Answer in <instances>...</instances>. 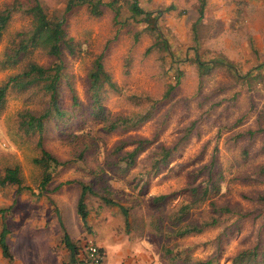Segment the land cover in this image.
Segmentation results:
<instances>
[{"label": "rangeland", "instance_id": "374dc122", "mask_svg": "<svg viewBox=\"0 0 264 264\" xmlns=\"http://www.w3.org/2000/svg\"><path fill=\"white\" fill-rule=\"evenodd\" d=\"M14 1L0 0V8ZM32 1L16 2L26 6ZM38 1L51 19L64 20L67 34L78 44L74 53L62 51L76 103L63 80L64 116L50 117L41 134L27 132L20 126L22 116L41 114L48 94L41 84L23 90L8 87L0 110V177L7 167L18 166L23 186L18 190L10 182L0 185V220H5L0 227L10 231V264H58L55 257L60 252L55 246L49 252L40 238L45 218L47 223L56 219L63 236L71 229L75 243L91 239L101 246L103 264H196L208 259L211 264H231L238 251L264 237V204L255 199L264 193L263 178L256 173L264 163V67L260 77L248 81L225 66L200 75L193 61L194 49L202 59L223 57L240 75L263 63L264 0H205L203 13L201 0H137L152 16L160 12L156 24L168 41L167 52L153 47L155 35L145 22L131 18L124 0H117V19L108 6H101L102 14L94 16L87 3L66 10L69 0ZM29 23L27 15L15 11L3 31L0 86L31 62H54L35 48L15 66H2L4 54L20 38L17 33ZM100 54L118 90L102 83V109H97L89 72ZM178 58L185 59L173 61ZM177 68L183 71L180 82L165 98ZM113 123L117 126L111 129ZM140 139L143 148L126 167L123 157ZM42 149L60 162L45 186L42 169L33 161ZM212 157L224 175L217 202L239 205L252 214L234 226L236 214L223 213L217 225L179 236L174 224L159 218H167L191 199L187 187L204 179L199 175L194 180L195 171ZM81 184L94 192L85 197L87 226L76 212ZM105 190L127 209V217L104 202ZM161 194L167 196L156 201ZM208 210L206 201L188 216L201 221L208 218Z\"/></svg>", "mask_w": 264, "mask_h": 264}, {"label": "trees", "instance_id": "16d2710c", "mask_svg": "<svg viewBox=\"0 0 264 264\" xmlns=\"http://www.w3.org/2000/svg\"><path fill=\"white\" fill-rule=\"evenodd\" d=\"M17 1V0H16ZM12 2L5 7L0 8V39L2 37L3 31L8 25L13 12L20 11L22 14L27 15L30 18L29 28L25 31H20L17 33L19 40L13 46H10V50L6 51L4 58L1 61L3 67L15 66L18 64L22 57L29 53L31 49L39 48L42 49L46 54L53 58L54 62L50 65H41L36 62L29 63L26 68L14 75L10 76L6 82L0 86V110L4 106L5 95L8 87H14L19 90H23L34 84H41L42 88L48 94V101L46 109L39 115H33L27 112L22 116L23 120H20V126L27 132H38L42 133L44 129L45 122L52 116L62 117L65 112L62 110L61 99H60V88L61 83L64 80L67 88L72 94L73 104L76 103V96L74 94L73 86L70 82V75L66 71V65L63 63L62 51L63 48L67 49L70 53H74L78 44L75 43L74 38L67 34L64 27L63 19H51L42 4L38 0H33L29 5H22L19 2ZM126 3L129 2V10L131 13V18L135 21L145 22L146 29L155 35V42L153 47H157L161 50L168 51L169 44L164 37L163 32L160 31L156 24V20L160 16V12H157L154 16L153 12L144 10L138 3L137 0H124ZM87 3L89 12L94 16H99L102 14L103 10L101 6H108L114 11V19L118 18L120 6L116 5L117 0H110L104 2L103 0H69L66 10H69L73 5H79ZM205 0H201V13L203 4ZM152 49L149 47L147 51ZM193 61L197 64L199 68L200 75H203L205 71H210L217 66H225L232 72H234L237 78L247 79L252 81L256 77L261 76L260 70L264 67V62L254 66L250 71L243 75H240L236 66L229 60L223 57H212L211 59H202L198 52L193 50ZM103 55H98L93 61V67L89 72V78L91 83V89L93 91L94 104L97 109H102L99 104L98 92L102 83H106L112 90H118L116 84L111 80L109 73L105 70L103 61ZM170 58H174L171 52H168ZM185 58L174 59V62L184 61ZM251 71H257L256 74L252 75ZM183 71L179 68L176 69L175 82L174 84H169L167 90L165 91L164 97L167 98L171 95L172 91L180 82V77ZM130 118H125L121 122L130 121ZM195 124L193 121L192 125ZM117 124L113 123L109 127L111 129L116 128ZM249 135L255 134L253 130L247 131ZM241 132H238L240 134ZM143 140L138 141L137 146H135L131 151L126 152L124 155V160L126 167L131 166L134 161L136 154L143 148ZM40 145L41 142L39 141ZM176 145L172 147L175 149ZM170 148L166 149L161 160L167 158V153L170 152ZM244 155L247 154V150L243 152ZM34 163L39 165L43 172V178L41 185L45 186L51 177V170L56 168L60 162L53 156L50 152L45 149L41 150V155L34 158ZM50 169V170H49ZM256 173L259 177L263 178L264 181V163L260 164L256 168ZM199 175H204V179L200 182H191L187 187L190 193L191 199L179 205L176 211L171 212L167 218L161 216L159 220H165L171 222L176 226V232L179 236H184L191 233H199L206 227H211L217 225L220 221L223 213L236 214V219L232 223L237 226L239 221L248 215H251V211L242 210L239 205L231 206L228 203H218L215 197L219 194L221 190V183L224 179L222 168L216 162V159L212 157L209 162L201 165L195 171L194 180L197 179ZM10 182V184H15L18 190L22 189V179L20 176V171L18 166L7 167L4 171L2 177H0V185H5ZM91 188L86 184H81L80 195L77 200L76 212L83 222V225H87L88 210L86 209L85 197L87 193H91ZM93 192V191H92ZM109 192V191H108ZM107 190L102 194L103 200L106 204L118 207L125 217L128 216L127 209L122 205L111 199ZM94 193V192H93ZM167 196V194H161L156 196L155 200L158 201ZM257 202L264 204V193H258L255 196ZM208 201L210 210H208V218L196 221L191 220L192 218L188 215L194 208H198L201 204ZM187 220V222H186ZM182 224V226H180ZM231 228L228 229V231ZM6 229L4 228L0 233V247L5 256L8 254V246L5 240ZM227 230H224L223 234L226 235ZM222 234V235H223ZM66 246L74 253L75 244L69 239L68 234L62 238ZM11 259V252H10ZM212 259H208L204 262L197 261L196 264H211ZM231 264H264V237H259L252 247L243 248L238 251L231 259Z\"/></svg>", "mask_w": 264, "mask_h": 264}, {"label": "crops", "instance_id": "0c3cea01", "mask_svg": "<svg viewBox=\"0 0 264 264\" xmlns=\"http://www.w3.org/2000/svg\"><path fill=\"white\" fill-rule=\"evenodd\" d=\"M78 217H79V215H78ZM79 219H80V217H79ZM87 220H88V218H87ZM4 221L5 220L1 219L0 220V225H2V223ZM61 221L63 222V219H61ZM76 221H77V219H75V222ZM80 222L83 225V222H82L81 219H80ZM57 225H58V223L56 222V219L55 220L51 219L50 222L47 223L46 222V218H45L44 221L39 226V229L41 230V233H39V234H40V236H42L40 238H42V239H44L46 241V243H44L45 246H46V249H48V251L50 252V251H52V248L55 246L56 249L58 250L57 252H60L59 255H57L55 257V261L56 262L58 260H60L58 262V264H60L61 262H67L69 264H81V263H83V259L85 258L84 257L85 245L89 241L93 242V240L89 239V240H86V241H84V242H82L80 244L75 243L73 241V238H74L75 235L73 234V231H71L70 227H68V229H70L67 232L68 236H69V239H70V241L72 243L75 244V250H74V253H72L71 250L63 242V240H62L63 235L57 229ZM83 226H87V225H83ZM4 228H5V226L4 227L3 226L0 227V233L2 232V230ZM5 240H6V243H7V246H8V254H9V256H5L3 251H2V248L0 247V264H10V231H6ZM96 245H98V244H96ZM99 247H100V249L102 251L103 258H104L103 248L101 246H99ZM56 253H53V254H56ZM13 263L15 264L16 261H14ZM102 264H103V260H102ZM145 264H149V263H145Z\"/></svg>", "mask_w": 264, "mask_h": 264}, {"label": "built area", "instance_id": "2783aa9c", "mask_svg": "<svg viewBox=\"0 0 264 264\" xmlns=\"http://www.w3.org/2000/svg\"><path fill=\"white\" fill-rule=\"evenodd\" d=\"M84 259L81 264H102L103 254L98 245L89 241L84 248ZM37 264V263H32ZM60 264H69L67 262H61ZM151 264V263H150Z\"/></svg>", "mask_w": 264, "mask_h": 264}]
</instances>
